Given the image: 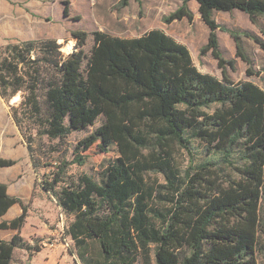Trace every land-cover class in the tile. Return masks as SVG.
I'll return each instance as SVG.
<instances>
[{
    "label": "trees",
    "instance_id": "16d2710c",
    "mask_svg": "<svg viewBox=\"0 0 264 264\" xmlns=\"http://www.w3.org/2000/svg\"><path fill=\"white\" fill-rule=\"evenodd\" d=\"M187 1L165 22L192 21ZM195 1L209 29L202 52H212L220 79L200 73L188 48L159 29L132 39L94 31L88 54L89 34L80 30L72 32L77 44L71 42L66 56L56 40L0 48V97L6 101L24 89L21 108L36 116L38 135L61 140L102 117L80 147L87 150L107 132L117 148L118 158L99 180L83 174L63 185L66 169L85 163L77 155L57 167L50 181L39 182L61 215L72 217L61 242L73 243L70 254L77 264H151L152 259L155 264H256L258 229L264 225V90L229 78L226 67L233 70V62L221 57L216 31L229 33L236 57L248 66L240 34L263 50L264 43L245 31L220 29L213 13L239 11L257 24L264 0ZM43 66L51 72L47 81ZM251 74L247 69L246 76ZM17 117L14 111L11 118L22 131ZM192 140L218 158L181 171L173 162L174 147L190 150ZM24 142L36 171L39 163ZM13 165L0 158V168ZM149 173H159L165 184L148 181ZM161 189L171 205L158 210L152 204ZM15 204L23 213L1 222L0 230H20L26 217L20 199L8 196L0 184V217ZM16 249L25 250L30 260L42 248L13 235L0 240V264H11Z\"/></svg>",
    "mask_w": 264,
    "mask_h": 264
},
{
    "label": "rangeland",
    "instance_id": "374dc122",
    "mask_svg": "<svg viewBox=\"0 0 264 264\" xmlns=\"http://www.w3.org/2000/svg\"><path fill=\"white\" fill-rule=\"evenodd\" d=\"M183 4L184 0H0V48L9 43L15 44L24 40H56L57 44L61 46L60 53L66 56L71 52H66L65 45L72 42L76 47L77 41L71 35L73 31L80 30L89 34L84 47L85 53L88 54L93 46L91 33L94 31L105 32L113 37L132 39L140 37L145 32L153 29H163L174 40L176 39L187 46L196 68L202 71L201 73H208L220 79L222 70L218 67V62L213 58L212 52H202L205 46L203 45V39L206 36L209 38V31L198 13L197 3L194 1L186 2V7L192 14V21L184 18L169 23L165 22ZM215 21L222 30L224 28L230 30H237L238 28L239 30L248 23L247 16L242 15L240 12L234 14L216 13ZM259 21L257 31L259 30L260 33H258L263 36L264 16L260 17ZM220 36L223 48L221 57L225 61L233 62V70L226 67L233 81H250L264 90L263 48L253 39L240 34L246 49L253 53L251 57L253 61H249L250 65L248 66L236 57V48L230 42L229 36L226 34ZM257 38L264 43V36L263 39L262 37ZM2 57V51H0V59ZM32 58L34 59L35 55H32ZM47 67H41V77L45 78L46 81L49 80L51 75ZM247 69L252 71L250 76H246ZM37 94L40 98L39 102L43 106L44 97L41 87H38ZM25 95L26 91L21 89L13 99L10 98L5 102L11 116L14 111H17V118L22 131L19 130L18 132L14 126L4 127L3 132L0 134L3 139L0 148L4 158L20 160L18 163L21 164L24 154L19 144L24 140L30 144L34 159L39 163V167L36 169L38 184L41 181H50L57 167H61L63 162L72 161L77 155L82 156L85 163L82 166L70 165L66 169L63 185L76 181L83 174L91 176L94 180H99L100 174L111 165L114 159L118 158L117 148L107 132L98 136L94 145L92 144L87 150L83 151L80 142L84 137L95 132L103 123V118L97 119L93 126L82 132H73L61 140H49L38 135L36 116L21 108V102L24 100ZM2 127L0 123V128ZM217 156L216 154H210L203 143L192 140L190 150L174 147L173 162L178 169L184 171L190 165L194 167L205 160H216ZM147 180L159 185L165 184L159 173H149ZM160 191H162L161 195H156L152 204L158 210L168 208L171 205L170 202L164 200L166 191L162 189ZM36 204L40 203L36 202ZM41 210L44 217L51 224H56L54 229L58 233L55 236L58 243L51 248L48 243L52 236L43 239L37 238L32 244L33 246H40L42 249L34 254L30 260H28V253L25 250L16 249L13 252L11 264H77L70 254V250L75 252L73 243L66 238L68 246L60 244L62 243V236L64 237L63 228L72 217L60 219L56 207L51 206V204H45ZM41 225L45 226L44 221L41 219L29 221L25 227L21 228L20 235L25 239L29 238L30 234L34 232L41 235ZM10 234L7 231L4 233L6 239L9 238ZM90 251L91 255L96 253L93 245H91ZM255 257L256 264H264V225H260L258 229ZM151 264H155L153 259Z\"/></svg>",
    "mask_w": 264,
    "mask_h": 264
},
{
    "label": "crops",
    "instance_id": "0c3cea01",
    "mask_svg": "<svg viewBox=\"0 0 264 264\" xmlns=\"http://www.w3.org/2000/svg\"><path fill=\"white\" fill-rule=\"evenodd\" d=\"M190 1L196 2L195 0H190ZM196 6L198 9V3ZM236 12H239V11L225 12V13L234 14ZM240 13L244 16H247L248 23H246L245 26L239 28V30L241 32L245 31L254 37H262V39H263L264 35L261 36L259 34L260 33L259 30L257 31V27L260 24L259 18L262 16L257 18V24H252V22L250 21L247 14H245L243 12H240ZM215 14L216 13H213L214 20H215ZM159 30L163 31V29H159ZM208 31H209V29H208ZM163 33L168 35L165 31H163ZM219 34L220 35L221 34L222 35H225V34L228 35L230 42H232L234 48H236L234 42L232 41L233 39L230 37L229 33H226L223 31L220 32V30H217L216 31V35L218 38L217 41H218V45H219V48L221 50V53L223 52V48L221 46V42H220L221 36ZM168 36H170V35H168ZM170 37H172V36H170ZM172 39H174V38L172 37ZM207 39H208L207 36L205 37V39H203V45H206ZM175 41L179 42L176 39H175ZM241 42H242V47H243L244 53L246 55V58L250 62H252L253 60L251 59V57L253 56V53L246 49L245 43L243 42L242 38H241ZM180 44H182V43H180ZM182 45H184V44H182ZM184 46H186V45H184ZM190 54H191V52H190ZM191 58H192V56H191ZM199 72L201 73L202 71H199ZM228 76H229V74H228ZM229 78L231 80H233L230 76H229ZM5 102H7V101H5L3 98L0 97V119H1L0 123H1V126H3L2 128H0V134L3 132V129L5 126L16 127V125L14 124V122L11 118L12 116L9 112V108ZM11 124H13V125H11ZM16 129L18 130L17 127H16ZM18 132H19V130H18ZM15 142H16V140H15ZM1 144H3L2 137H0V146H1ZM16 144H17V142H16ZM19 146L22 147V152L24 154L23 161L21 164H19L18 162L20 160H10V161L14 162V165L12 167L0 168V184H4L6 186V193L8 194V196L20 199V202L22 203V205H24V207L26 209V217H25L24 223H23L24 227L28 224L29 221L38 220V219L43 220L45 226L43 227L41 225L42 228L40 227L42 229L41 235L38 232H36V233L34 232V233L30 234L29 238H27V239H25L23 236L20 235L21 234V228L23 226L20 228V230H7V229L0 230V240L9 241L13 235H19L23 239V241H25L29 244H32V241L34 239H37V238L43 239V238L55 236L58 234L57 230L54 229L56 224H54V223L51 224L50 221L47 218H45L43 215L41 208L44 207L45 204L46 205L51 204V206H55L60 219L63 218V216L60 213V209H59L58 205L56 204L55 199L51 195L44 192L41 189V187L39 186L36 171L33 169V165H32L31 159L29 157V154L27 152L28 149L26 147L25 142L22 141V143L19 144ZM0 158L1 159H9V158H4L2 151H1V148H0ZM2 169H7V170H2ZM36 202H39L40 204H36ZM22 213H23L22 206L20 204H15L8 210V212L5 213V215L3 217H0V223L1 222L9 223L11 220L20 216ZM6 231L11 233L9 235V238H7V239L4 236V233Z\"/></svg>",
    "mask_w": 264,
    "mask_h": 264
},
{
    "label": "built area",
    "instance_id": "2783aa9c",
    "mask_svg": "<svg viewBox=\"0 0 264 264\" xmlns=\"http://www.w3.org/2000/svg\"><path fill=\"white\" fill-rule=\"evenodd\" d=\"M55 236H52V238H51L52 240L50 239V241L48 243V246L51 247V248L54 247V245L58 243V240H57V238ZM60 244L63 245V246H66L63 243H60Z\"/></svg>",
    "mask_w": 264,
    "mask_h": 264
},
{
    "label": "bare ground",
    "instance_id": "6f19581e",
    "mask_svg": "<svg viewBox=\"0 0 264 264\" xmlns=\"http://www.w3.org/2000/svg\"><path fill=\"white\" fill-rule=\"evenodd\" d=\"M65 50L67 53H69L70 51H72V44L71 43H67L65 45Z\"/></svg>",
    "mask_w": 264,
    "mask_h": 264
}]
</instances>
